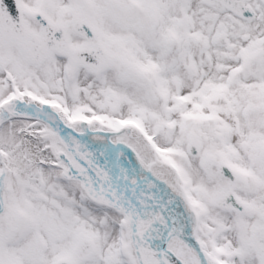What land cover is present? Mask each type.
I'll return each mask as SVG.
<instances>
[{
	"label": "snow or ice",
	"instance_id": "obj_1",
	"mask_svg": "<svg viewBox=\"0 0 264 264\" xmlns=\"http://www.w3.org/2000/svg\"><path fill=\"white\" fill-rule=\"evenodd\" d=\"M0 264H264V0H0Z\"/></svg>",
	"mask_w": 264,
	"mask_h": 264
}]
</instances>
